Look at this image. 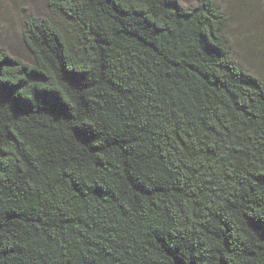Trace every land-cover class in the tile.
<instances>
[{
    "label": "trees",
    "instance_id": "obj_1",
    "mask_svg": "<svg viewBox=\"0 0 264 264\" xmlns=\"http://www.w3.org/2000/svg\"><path fill=\"white\" fill-rule=\"evenodd\" d=\"M47 7L32 62L0 45V264H264V79L222 1Z\"/></svg>",
    "mask_w": 264,
    "mask_h": 264
},
{
    "label": "rangeland",
    "instance_id": "obj_2",
    "mask_svg": "<svg viewBox=\"0 0 264 264\" xmlns=\"http://www.w3.org/2000/svg\"><path fill=\"white\" fill-rule=\"evenodd\" d=\"M196 1L182 0L188 6ZM221 1L229 16L226 34L236 58L264 79V0ZM47 2L48 0H0V45L12 55L32 62V56L23 40L25 16L29 13L38 17L48 16Z\"/></svg>",
    "mask_w": 264,
    "mask_h": 264
}]
</instances>
